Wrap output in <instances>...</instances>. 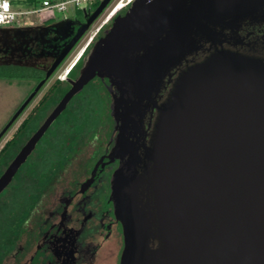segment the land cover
Wrapping results in <instances>:
<instances>
[{
    "label": "water",
    "instance_id": "water-1",
    "mask_svg": "<svg viewBox=\"0 0 264 264\" xmlns=\"http://www.w3.org/2000/svg\"><path fill=\"white\" fill-rule=\"evenodd\" d=\"M110 1L99 2L77 38ZM258 12L264 0H135L93 44L70 90L0 177V192L95 76L129 87L139 105L171 68L203 44L222 45L224 29ZM157 112L142 172L129 156L113 177L119 264H264V55L214 49L179 71Z\"/></svg>",
    "mask_w": 264,
    "mask_h": 264
},
{
    "label": "flooded vegetation",
    "instance_id": "flooded-vegetation-1",
    "mask_svg": "<svg viewBox=\"0 0 264 264\" xmlns=\"http://www.w3.org/2000/svg\"><path fill=\"white\" fill-rule=\"evenodd\" d=\"M96 7L31 26L0 27V83L27 88L0 132L44 81L0 138L1 142L13 130L0 148V177L70 90L93 44L107 31L108 25L65 79L58 80L102 15L104 10L77 38ZM63 20L67 23L58 24ZM222 32V45L203 44L197 54L171 68V77L164 78L159 92L139 105H131L135 99L129 87L118 88L104 75L95 76L68 101L0 192V264H119L124 242L112 198L113 177L129 156L136 157L135 169L142 172L157 107L179 71L214 49L264 55V12ZM21 71L26 77L16 78ZM127 112L135 113L130 120L124 117ZM7 146L13 147L11 157Z\"/></svg>",
    "mask_w": 264,
    "mask_h": 264
},
{
    "label": "built area",
    "instance_id": "built-area-1",
    "mask_svg": "<svg viewBox=\"0 0 264 264\" xmlns=\"http://www.w3.org/2000/svg\"><path fill=\"white\" fill-rule=\"evenodd\" d=\"M94 0H65L60 2H49L42 1L39 8L25 11V12H17L12 10V4L9 0H0V27L14 25L17 22V17L24 16L26 14H37L42 12L55 11L56 13H64L68 6L72 5L77 10L89 9ZM135 0H111L107 7L104 9L102 15L99 17L96 24L93 26L91 31L88 33L83 46L79 50V52L75 55L74 59L70 63V65L62 71L58 76V80L63 81L65 77L69 74L70 70L73 68L74 64L77 60L80 59L84 50L91 45L96 36L100 33V31L107 25L112 22V20L120 14L124 9L128 8ZM85 4V6L81 5ZM100 18H102L100 20Z\"/></svg>",
    "mask_w": 264,
    "mask_h": 264
},
{
    "label": "rangeland",
    "instance_id": "rangeland-1",
    "mask_svg": "<svg viewBox=\"0 0 264 264\" xmlns=\"http://www.w3.org/2000/svg\"><path fill=\"white\" fill-rule=\"evenodd\" d=\"M9 1L12 4V10L17 11V12H25V11H31V10L39 8L42 1L44 0H9ZM32 1H35L36 3L32 4ZM49 1L60 2V1H65V0H49ZM100 1L101 0H94L91 5V8H93ZM82 6H85V4H82L81 8ZM126 10L127 8L124 9V11L120 13V15L124 14ZM79 12L80 10H77L75 7L70 5L68 6L67 10L64 13H56L55 11H49V12H42V13H37V14H26L24 16H19L17 17V22L14 25L19 26V27L31 26L35 24H40L42 22L59 20L64 17H74ZM101 19L102 18H100V20ZM111 24L108 25L107 30L110 28ZM59 74L60 73H58V75ZM50 83L51 82H49L46 85V87L43 88L40 95L44 92V90L49 86ZM25 90H27L25 86H21V87L6 86L0 83V129L5 123V121L8 119V117L11 115L19 99H21V97L25 95V92H26ZM36 101L37 100H35L34 103ZM34 103H32V105ZM12 132L13 130L9 131L8 134L5 136V138L0 142V148L3 145L4 141L9 137V135Z\"/></svg>",
    "mask_w": 264,
    "mask_h": 264
},
{
    "label": "trees",
    "instance_id": "trees-1",
    "mask_svg": "<svg viewBox=\"0 0 264 264\" xmlns=\"http://www.w3.org/2000/svg\"><path fill=\"white\" fill-rule=\"evenodd\" d=\"M36 2L35 1H32V4H35ZM98 5V3L94 6V7H96ZM93 7V8H94ZM16 76V78H25L26 77V72H24V71H21L19 74H17V75H15ZM1 78H3V75L2 74H0V79ZM90 82V81H89ZM48 106H49V103H48ZM7 153H9V156L11 157L12 156V154H13V147L12 146H7ZM6 164L7 163V161H4L3 162V164ZM1 168V167H0Z\"/></svg>",
    "mask_w": 264,
    "mask_h": 264
},
{
    "label": "crops",
    "instance_id": "crops-1",
    "mask_svg": "<svg viewBox=\"0 0 264 264\" xmlns=\"http://www.w3.org/2000/svg\"><path fill=\"white\" fill-rule=\"evenodd\" d=\"M44 1H49V0H44ZM49 2H52V1H49Z\"/></svg>",
    "mask_w": 264,
    "mask_h": 264
},
{
    "label": "bare ground",
    "instance_id": "bare-ground-1",
    "mask_svg": "<svg viewBox=\"0 0 264 264\" xmlns=\"http://www.w3.org/2000/svg\"><path fill=\"white\" fill-rule=\"evenodd\" d=\"M77 61H78V60H77ZM77 61H76V62H77Z\"/></svg>",
    "mask_w": 264,
    "mask_h": 264
}]
</instances>
